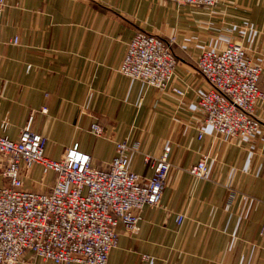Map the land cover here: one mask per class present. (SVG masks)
<instances>
[{"label":"crops","instance_id":"obj_1","mask_svg":"<svg viewBox=\"0 0 264 264\" xmlns=\"http://www.w3.org/2000/svg\"><path fill=\"white\" fill-rule=\"evenodd\" d=\"M4 1L0 126L8 123L11 140L30 124L47 139V158L59 160L77 143L100 168L126 141L138 146L128 153L129 169L142 179L152 175L143 156L158 158L171 148L159 206L143 207L135 235L117 225L108 264H264V102L254 110L258 135L219 138L198 113L208 85L196 68L203 49L239 43L264 69V0H226L212 9L168 0ZM137 32L174 39L171 85L185 90L183 98L118 72ZM258 86L264 92V74ZM93 124L103 128L101 137L90 132ZM202 155L209 157V175L196 181L188 171ZM53 179L35 165L24 187L47 192ZM19 264L53 263L26 252Z\"/></svg>","mask_w":264,"mask_h":264},{"label":"built area","instance_id":"obj_2","mask_svg":"<svg viewBox=\"0 0 264 264\" xmlns=\"http://www.w3.org/2000/svg\"><path fill=\"white\" fill-rule=\"evenodd\" d=\"M178 5L212 9L226 0H168ZM5 1L0 0V27ZM12 43L17 44V39ZM174 39L137 32L128 43L118 72L148 87L165 90L183 98L185 90L171 85L176 59ZM196 68L208 88L197 101L203 125L225 139H251L262 128L254 115L255 105L264 102L258 83L264 69L248 59L239 43L224 50L203 49ZM45 113L46 109H42ZM0 126V264H19L26 252L53 264H108L109 254L118 245L120 223L126 233L139 231L144 206L158 207L170 175L171 148L165 147L158 158L143 156L152 175L142 179L129 169L128 153L138 151L126 141L117 142L115 156L107 168L93 164L91 156L74 143L59 160L45 156L47 139L31 131L30 124L11 140ZM197 138H203L199 129ZM95 137L103 135L98 124L90 127ZM209 157L202 155L189 174L196 181L209 175ZM46 177L54 174L50 190L39 192L24 187L33 166ZM41 185H43L41 183ZM183 215L177 216L180 224ZM260 235L264 237V229Z\"/></svg>","mask_w":264,"mask_h":264},{"label":"rangeland","instance_id":"obj_3","mask_svg":"<svg viewBox=\"0 0 264 264\" xmlns=\"http://www.w3.org/2000/svg\"><path fill=\"white\" fill-rule=\"evenodd\" d=\"M51 178H52V176H49V177L47 178V183L50 182Z\"/></svg>","mask_w":264,"mask_h":264}]
</instances>
